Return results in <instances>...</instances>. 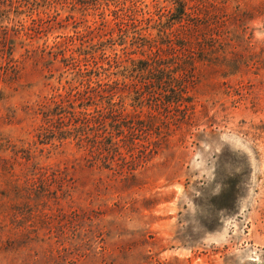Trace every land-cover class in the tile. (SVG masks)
Listing matches in <instances>:
<instances>
[{
  "label": "rangeland",
  "instance_id": "rangeland-1",
  "mask_svg": "<svg viewBox=\"0 0 264 264\" xmlns=\"http://www.w3.org/2000/svg\"><path fill=\"white\" fill-rule=\"evenodd\" d=\"M57 1L49 17L40 14L54 20L50 28L35 29V13L25 9L0 10V204H13L17 191L6 182L12 172L24 185L27 166L14 163L13 153L32 143L38 118L29 108L54 92L59 77L25 50L82 31L94 23L92 14L107 29L112 10L120 14L132 4L96 0L69 19L72 0ZM132 1L152 13L155 2L168 8L167 0ZM214 1L213 40L196 45L200 58L201 49H212L208 60L194 63L191 123L176 126L157 150L136 154L134 166L147 160L128 178L119 166L91 167L87 151L71 144L38 147L34 162L66 178L36 202L22 187L24 197L14 201L21 212L47 215L28 221L24 213L16 221L23 227L8 233L0 227V264H264V0Z\"/></svg>",
  "mask_w": 264,
  "mask_h": 264
},
{
  "label": "trees",
  "instance_id": "trees-1",
  "mask_svg": "<svg viewBox=\"0 0 264 264\" xmlns=\"http://www.w3.org/2000/svg\"><path fill=\"white\" fill-rule=\"evenodd\" d=\"M215 2L167 0V11L155 2L152 8L157 7V11L152 13L146 5V11L139 10L131 0L132 4L124 7L122 13L112 10L113 18L106 20L107 29L98 28L97 14H92L93 24H86L83 32L74 30L73 35L66 36L73 41L71 47L63 44L65 38L52 46L25 50L26 58H33L36 66L50 72V77L54 78L55 73L59 76L54 92L35 108H29L30 114L38 118L32 143H24L13 153L17 156L14 163L27 166L25 187H22L32 190L28 198L33 196L34 202L43 200L51 184L59 181L60 187L66 178L48 175L45 167L34 162L38 147L42 151L71 144L87 151L86 160L91 167L99 164L114 170L119 166L127 169L128 178L147 160L142 157L134 166L136 154L157 150L158 141L169 136L176 126L191 123L194 63L208 60L205 57L212 49H201L200 58L196 55V45L200 39L206 46L213 40L209 28L210 16L217 9ZM59 3L57 0H3L0 10L11 6L15 10L25 9L35 13L36 17L31 19L35 29L44 24L50 28L54 20L40 14H47V10ZM96 4V0H72L66 17L70 19L79 7ZM21 30L28 34L25 27ZM13 177L19 180L12 172L6 181L7 187L17 191L10 198L13 204H0V227L7 233L23 227L16 226L21 215L23 218L27 213L28 221L37 213L44 218L47 215L38 209L21 212L20 202L14 201L24 197L21 194L24 189L13 182ZM26 204L29 206L27 201ZM6 219L13 226L2 224Z\"/></svg>",
  "mask_w": 264,
  "mask_h": 264
}]
</instances>
